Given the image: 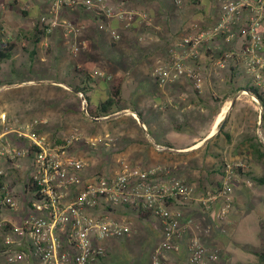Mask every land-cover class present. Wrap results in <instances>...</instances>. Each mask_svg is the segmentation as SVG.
I'll return each mask as SVG.
<instances>
[{
  "label": "built area",
  "instance_id": "2783aa9c",
  "mask_svg": "<svg viewBox=\"0 0 264 264\" xmlns=\"http://www.w3.org/2000/svg\"><path fill=\"white\" fill-rule=\"evenodd\" d=\"M4 1L0 0L3 8L6 7ZM119 1L113 5L108 0H49L53 16L50 19L42 16L39 23L50 31L55 27L61 28L68 43L75 38L70 53L76 57L86 49L85 41L76 39L86 30V25L61 21L57 15L59 10L73 7L88 11L97 28L116 43L122 38L116 25L124 29L151 25L146 13L129 8L126 0ZM183 1L174 0V4L181 8ZM213 3L217 10L214 23L206 28L195 26L193 32L179 43L188 50L187 56L172 58L169 70L155 68L153 78L164 86L185 77L195 90L202 91L203 75L186 61L196 59L198 47L208 44L214 45L218 53L216 67L227 69L234 64L236 76L240 70L247 73L264 93V0H213ZM93 75L113 81L111 75L101 71H94ZM240 86L256 90L250 84ZM239 91L246 93L251 90ZM78 96L87 113L86 97L83 93H78ZM256 102L263 113L261 100ZM2 121L4 123L5 116ZM46 123V120L35 118L18 129L5 128L6 131L0 133V180L7 177L1 159L20 169V160L31 156L32 180L36 186V191L31 192L28 214L13 232L16 236L6 235L3 239L0 253L5 256L7 264H107L109 249L106 241L130 236L133 232L132 224L124 217H114V211L132 204L151 211L161 223L162 240L153 250L149 264H178L170 257L173 253L186 255L183 264H211L219 259L217 251L206 249L198 236L193 235L186 242L188 237L181 205L196 195L194 185L163 167L142 169L124 160H118L114 174L88 173L86 162L72 155L71 150L87 143L95 146L96 141L88 142L78 129L59 137V140H52L36 132ZM9 134L22 140L21 144H15L8 138ZM111 141L107 140L105 145L109 146ZM156 147L163 149L159 145ZM0 186V210H17L19 202L16 195L9 191L7 185ZM218 199L224 202L218 216L224 218L233 202L227 182L220 185L215 193H204L199 202L204 210L209 211ZM3 223L0 221V227Z\"/></svg>",
  "mask_w": 264,
  "mask_h": 264
},
{
  "label": "crops",
  "instance_id": "0c3cea01",
  "mask_svg": "<svg viewBox=\"0 0 264 264\" xmlns=\"http://www.w3.org/2000/svg\"><path fill=\"white\" fill-rule=\"evenodd\" d=\"M108 1L113 5L120 2L119 0ZM134 1L136 2L132 4ZM4 3L6 5L5 8L0 5V43L3 44L7 41L14 42L17 47L13 51L11 59L8 61L15 63L16 58L23 57L27 60V65L33 71L34 68L40 66V64H38L39 59H41V61L45 60V58L39 55L40 49L45 46L46 49L48 48L50 50L47 42L51 44V47L63 44L62 42L65 40L63 30L59 27H55L50 31L47 27L43 28L39 26V28L45 31V36L41 39L39 44L34 46L28 42L26 38L20 42L19 37H24L25 33L32 31L37 23L40 24L39 20L42 16H47L49 19L53 16L50 13V2L49 0H26L25 3H27V7L24 8L20 6L22 0H6ZM201 3L203 4L202 12L206 13V16H208V11L206 10L203 0ZM125 4L129 8L141 10L146 13L151 25H135L132 29H124L116 25L121 32L122 38L120 41H123L127 48L135 50L134 52L130 50V61L123 56V61L120 60L119 64L110 62L106 55H103L104 57H97L96 53L93 52L94 49H100L103 45L115 47L120 41L116 42V44L112 43L106 32L100 31L96 26L93 27V17L91 13L81 9L80 14L76 18H70L72 17V13H78L80 11V9L71 7H63L57 13L61 21H73L86 25L87 30L86 32L83 31L84 33H81L82 35L80 34L81 37H79V39L82 38V40L85 41L87 52L82 50L86 53H81V56H83L81 57L80 64L72 65L74 72H76L75 67L86 70L89 73L94 69L100 68L103 70L102 72L111 75L113 79L123 77V83L119 91V99H116L112 107L115 113L98 118H89L85 122L90 126L86 127L81 125L91 130L100 128V130L104 132L98 134L97 132H93L92 136L89 137L78 127L74 128L82 132L88 142L96 141V145L91 146L88 143L77 145L72 148L71 154L83 159L80 153L85 149L87 150L85 156L89 153L91 155L104 157L108 160V165L100 166L98 169H101L100 172L103 171L106 175L116 173L118 169V160H124L142 169H150L156 166L163 167L170 170L173 175L179 177L183 181L195 185L199 184L200 187L202 186L199 180H203L202 177L213 174L218 177L223 175L224 170H226L228 166L225 165L228 161V155L231 160L235 161L238 159L241 160V157L245 155L251 160L249 163L250 168L247 167V169L249 168V170H251L253 161L255 167H257L258 161L253 159V151L250 147H253L258 141H256L251 134H248L250 122L247 120L241 122V120L235 116L237 111L241 112V107L243 105L238 103V99L236 98L239 92L237 90L238 86H236L238 84V82H236L237 76L235 75V77H233L232 75L236 68L234 64H230L228 67L229 69L216 67L218 53L215 46L203 44L198 47V57L186 61L188 65L197 69L203 75L204 84L202 91L195 90L192 82L185 77L167 83L164 86L159 85L153 78V71L155 68L163 67L169 70L172 58L175 56H187L188 50L182 48L179 43L183 36L187 35L188 28L184 27L182 23L183 18L176 17L177 15H174V11L172 12L170 9V11L163 9L157 0H126ZM14 7H18L22 12L25 22L20 23L16 20L15 11L13 10ZM37 8L41 9V14L35 16ZM68 11H70V13ZM190 11L192 14L197 12L196 9L193 8L190 9ZM213 16H215V11L213 12ZM193 21H195V18ZM206 23H208L207 20ZM213 23L214 22L211 24ZM203 27L204 26L201 28ZM11 30L14 33L13 40H5L4 36L7 35V32H11ZM135 36L138 37L140 42H146L147 48H143L139 52L134 45ZM139 37H142V39ZM46 39H50V41ZM102 41H108V43L103 44ZM65 42L68 43L67 40ZM172 49H175V52H173ZM22 50L26 51V54L20 56V54H22L20 51ZM60 52H63V50L60 49ZM4 63L6 62L0 65V81H4V79L7 78L9 82L8 85L14 86V89L23 88L27 81H34V78L31 77H23L24 80L20 79L18 81H11L8 78L9 76L3 77L5 74L2 70ZM130 64H132V66ZM60 68L61 67H58V70ZM140 69L143 70V74H145L144 82L140 79L137 80L136 77L135 80L134 77H132L133 71ZM12 71L11 73H13ZM47 72L49 74L46 76H44V72H42L43 77L38 80L39 83H52L57 85L61 83L68 86L69 83H79L81 79V75L77 72L76 79L72 82H68L67 78H64V80L58 78L56 80L55 76L51 77L49 69ZM63 72H65V70ZM112 72L116 77L112 75ZM219 73H222L224 76L223 78L226 80L224 85L222 84L218 89L221 91H217L216 76H218ZM91 79V90L86 91L89 97L87 108L95 110L101 103L111 99L114 91H111V83H108L104 79L97 77L93 78L92 76ZM128 82H130L129 84L133 85V87L130 91H124ZM3 86L5 85L1 82L0 91L3 90ZM44 86L50 87L51 85L47 84ZM68 87L73 91H63L65 94L69 95L73 93V95L77 97L78 93H81L75 91L70 85ZM54 88L60 89L61 87L55 86ZM96 93H99L100 97L97 102L93 103V94ZM239 105L240 108H238ZM254 108L259 113V105L254 103ZM81 110L83 111L82 105ZM3 116L5 115H1L0 124L5 126L7 124L6 116L4 123L2 121ZM137 116L140 117L142 123L139 122ZM259 116L262 119L263 113L260 112ZM33 119L35 118L30 120L18 119L17 122L19 123H14L20 128ZM62 119L64 120V129L72 124L77 126L79 123L78 118H75L74 122H72V117L64 116ZM46 121L48 124L47 118ZM70 122L72 123L70 124ZM7 125L9 126V124ZM44 126H46V124L42 125L38 131L39 134L46 136L44 134L46 132L43 129ZM227 135H229L230 139L227 138ZM8 138H11L15 144H21L22 142V140H19L13 134L12 137L8 135ZM101 139L103 142H99ZM109 139L112 140L111 144L106 146V141ZM56 140L59 139L57 138ZM259 141L261 142V139H259ZM156 145L163 147V149H157ZM20 163L22 167L16 169L5 159H1V165L7 172V178L6 180H0V184L7 185L9 191H12L16 195L19 204L20 202L24 203L26 209L25 214L27 215V206L31 198V193L28 188H26V184L32 178V157L28 156L22 158ZM88 167L86 164V171L90 173ZM251 174L252 176L254 175L253 173ZM17 175L25 177L23 183H18V181L15 182L16 178L13 177H17ZM20 185H22V188ZM207 185L210 187L205 188L214 192L218 190L220 186V184L214 183H207ZM195 198L192 202L183 205L185 207V233L188 238L195 233L192 219L198 211L202 214L204 221L207 222H210V220L216 222L217 212H219L218 203H215L208 212L201 210L202 208L197 206V198ZM100 210L103 211L102 209ZM114 214L122 215V217L129 222L132 216L139 217L131 207L117 209L114 211ZM141 220L145 222V226L148 227L149 230L158 233L159 236L162 234V227L159 219H157L159 229H156L152 225V217ZM196 229H198V227H196ZM181 260L183 259L176 258L177 262Z\"/></svg>",
  "mask_w": 264,
  "mask_h": 264
},
{
  "label": "rangeland",
  "instance_id": "374dc122",
  "mask_svg": "<svg viewBox=\"0 0 264 264\" xmlns=\"http://www.w3.org/2000/svg\"><path fill=\"white\" fill-rule=\"evenodd\" d=\"M193 1L194 0H184L183 1L184 6L179 8L174 4V0H157V2L161 5L163 9H166L168 11L171 10L172 12L174 11L173 13L174 15L175 14L177 15L176 17L183 18L182 23L185 28H188L187 35L193 32V28L195 27V25H199L200 27L204 26L203 28H205L209 24L214 22L215 16H213V12L215 11L217 13V10L214 7L213 0H203L204 5L206 6V10L208 11L207 12L208 16H206V13L202 12L203 9V4L201 3L202 0H199L198 3L197 2L193 3ZM25 2L26 0H22V3L20 5L22 6L21 8L27 7L26 5L27 3ZM135 2L136 1L132 2V4H134ZM192 8L196 9L197 12L192 14V12L190 11V9ZM77 9H80V11L78 13H72V17L70 18H76L80 14L81 8H77ZM13 10L15 11L16 20L20 23L25 22V18L23 17L22 12L19 10V8L14 7ZM68 12L70 13V11ZM39 14H41V9L37 8L35 11V16H38ZM194 18L195 21H193ZM206 20L208 21V23H206ZM92 23H93L92 24L93 27L94 26L97 27V23L94 19ZM86 30L84 32H86ZM11 32L10 31L7 32V35L4 34L6 35L4 36L5 40H11V39L13 40L14 33ZM81 35L76 38L78 41L79 40L82 41V38L79 39ZM21 37H19L20 42L23 41L24 39L23 36ZM74 39L75 38H72V41H74ZM46 40L50 41V39H46ZM66 40H67L66 38L65 40H63L62 42L63 46L60 45V46L51 47V44L47 42V44L50 45V46L48 45V47H50V50L48 48L46 49L45 46H43L40 49L39 55H41L40 57L45 58V60L41 61V59H39L38 64H40V66L34 68L33 71L27 65L28 63L27 60H25L23 57L16 58L15 63H12L11 61L4 63V65L2 66V70L5 72L3 77L9 76L8 78L11 81H18L20 79L24 80L23 77H31L34 78V81H27L26 85L25 86L23 85L24 86L23 88H18V89H14V86H9L8 85L9 82L7 81V78H5L4 81H1L5 86H3L2 87L3 90L0 91V119H1V115H5L6 123L9 124V126L7 124L5 126L0 124L1 126L0 132L4 131L5 128L6 129L18 128L16 124L19 123L17 122L18 119L30 120L32 118H38L42 120H46V118L48 119V124L46 123V126H44L43 129L44 131H46L44 133L46 137L50 136L49 138H51L52 140L66 136L70 131H72L76 127L81 129L83 133L89 137L92 136L93 132H97V134L100 132H104L103 130L101 131L100 128L98 129L95 128L94 130L86 128L87 126L90 125L87 124L85 121H87V119H89L90 117L88 115V111L86 113L84 112V110L83 111L81 110L80 97L79 96L75 97L73 93L68 95L63 92V91H73L70 87H68L69 85L65 86L64 84L61 83L57 85L52 83L38 82V80H40L43 77L42 72H44V76L49 74L47 72L48 69L51 72L50 73L51 77L55 76L56 80L58 78L61 80L67 78L68 82L69 81L72 82L74 79H76L77 74L76 72H74L72 65L80 64L81 57L83 56V55L81 56V53L86 51V49L80 52L78 56L74 57L70 53L72 41L66 43L65 42ZM134 40H135L134 45L139 52L141 51V49L147 48V43L140 42L137 36H135ZM104 43L107 44L108 41L103 42V44ZM60 49L63 50V52H60ZM130 50L133 49L127 48L125 46V43L123 41L122 42L120 41L115 47L103 45L102 48L94 49L93 52L96 53L97 57L100 56L104 57L103 55H106L107 59L110 62H113L114 64H119L120 60L123 61L122 60L123 56L127 60H129ZM134 51L135 50H133V52ZM20 53H22L20 54V56H23L24 54H26V51L22 50L20 51ZM130 65L132 66V64ZM58 67L61 68L58 70ZM64 70L66 73L63 72ZM96 70L101 72L103 71L100 68L90 71V74L93 78H95L93 73ZM11 71L13 73H11ZM112 75H114V73ZM144 75L145 74H143V70L141 69L134 70L132 73V77H134V79L136 77L137 80L140 79L142 82L145 81ZM216 77H217L216 82L218 87L217 91H221L218 89L221 87L222 84L224 85L226 80L223 78L224 76L222 73L221 74L219 73V75ZM236 82H238L236 86H240L239 84L253 85L254 87H256V90H258L259 93H262L259 86L256 85V83L252 80V78L242 70H240L239 74L237 75ZM129 83L130 82H128L124 91H130L132 89L133 85ZM47 84L51 86L50 87L44 86ZM55 86H59L61 88L60 89L54 88ZM238 92L239 94L236 98L238 99V103H240L243 106L241 107V112L237 111L235 113V116L238 117V119H240L241 122H243V120L249 121L250 124L248 126V130H249L248 134L249 135L251 134V136H253L254 139H256V141L258 142L259 139H261V142H263L264 145V123L261 117L259 116L260 111L258 113V111L255 110L254 108V103L258 105L256 102L258 98L249 91H245L246 93H242L241 91ZM99 97H100L99 93L93 94L92 102L93 103L97 102L99 100ZM238 108H240V105ZM64 116L72 117L73 118L72 122H74L75 118H78L79 119L78 125L74 126V124H72L69 125L71 127L67 126V128L64 129L63 126L64 120L62 119V117ZM72 122H70V124ZM81 125L86 127H83ZM9 137H12V134H9ZM86 152L87 150L84 149V151L81 152L80 154L85 160L87 167L89 166L88 167L89 172L92 174L101 173L106 175L105 173H103V171L100 172L101 169H98V167L108 165V160H106L102 156L91 155L89 153L85 156ZM241 158H242L241 160L238 159L235 161V160H231L228 155V161L225 163V165L228 166L226 170H224L223 175L218 177L215 174H213L210 176L202 177L203 180L198 179L202 187H200L199 184L195 185L190 183L194 185L196 188V195L193 197V199L195 197L197 198V199L195 198L198 204L197 206L201 207L202 208L201 210L205 212L206 210H204V208L200 204L199 199L204 195V193L211 191L205 188V187H210L209 185H207V183L222 185L224 182H227L233 195V202L231 209L224 218H220L218 216L219 212H217V217L215 220L216 222H212V220H210V222H207L204 221V219L202 218V214L198 211V213L192 219L193 220L192 224L194 225L195 228V233L193 235H196L200 238L202 244L206 247V249L215 250L219 255V259L211 264H240V263H248V262L255 263L257 259L256 256L254 255V251L260 250L264 247V185L258 186L254 181H252L251 178L246 177L244 175H240L239 172L236 171V169L239 166L240 168L243 169V172L245 173L251 172L255 176L258 177L263 176L264 160L261 162H257L258 163L257 167H255L253 161L251 170H249L250 168L249 163L251 162V160L245 155H243ZM247 167L249 168L247 169ZM13 178H16L15 182L18 181V183L19 182L23 183L25 180V177L19 175ZM20 187L22 188V185H20ZM215 192H217V190ZM193 199L188 202L189 203L192 202ZM186 203L181 205L183 212L185 209L183 205H185ZM215 203L219 204V210L224 204L223 199H218L217 201L212 203V206L215 205ZM25 212H26L25 205L22 202H20V204L18 205L17 210H10L7 208H2L0 210V221L6 222L12 226V231L10 232H2L0 230V240H1L0 251H1V246L4 244L2 240L6 235H12V238L16 236V234L13 232H15V229L19 228L23 223L26 217ZM114 217L122 218V215L120 216L114 214ZM157 219H158L157 217L152 216V220H153L152 225L156 229H159V226L157 224L158 222ZM130 222L133 226V232L130 236L110 239L106 241V244L109 249V256L106 261L107 264H118V263L149 264L150 263L152 252L155 249V247L159 244V242H161L162 234L159 236L158 233L149 230L148 227L145 226V222L142 221L141 218L139 217L132 216V218H130ZM196 227H198V229H196ZM188 240L189 238H187L186 242H188ZM170 257L171 259H175V260L177 257L179 259H183L180 261V263L178 262V264H183L186 255L173 253L170 254ZM0 264H7L5 262V256L1 253H0Z\"/></svg>",
  "mask_w": 264,
  "mask_h": 264
},
{
  "label": "trees",
  "instance_id": "16d2710c",
  "mask_svg": "<svg viewBox=\"0 0 264 264\" xmlns=\"http://www.w3.org/2000/svg\"><path fill=\"white\" fill-rule=\"evenodd\" d=\"M198 3L199 0H194V3ZM25 13V12H23ZM176 25V24H175ZM40 24L37 23V25L32 29V31H29L25 33L24 38L28 40L32 45L36 46L37 44L40 43L41 39L45 36V31L41 28ZM44 28V27H43ZM17 45L14 42L7 41L6 43H0V65L3 62H7L8 60L11 59L12 53L15 50ZM234 69V68H232ZM235 70V69H234ZM233 70V71H234ZM75 71L81 75V79L79 80V83H69V85L78 92L83 93V95L86 97L87 101L89 100V97L87 96L86 91L91 90V74L86 71V70H81L78 67H75ZM233 77L236 75V71L232 73ZM108 83H111V81H108L104 79ZM1 83V81H0ZM123 83V77H117L114 78L111 85V91L113 92V96L111 99L101 103L99 106L96 107L95 110H91L87 108L88 115L90 118H98V117H103V116H108L110 114L115 113V111L112 110L113 105L116 102V99H119V91L121 84ZM241 89H248L251 90L250 92L253 93L258 97L259 100H261L262 104L264 105V93H259L258 91L252 89L251 87H246V86H238L237 90ZM263 123H264V113H263ZM0 131H1V126H0ZM39 133V131H36ZM227 138L230 139L229 135H227ZM252 149L253 153V159L255 161L261 162L264 160V145L262 142H257L253 147H250ZM236 171L239 172L240 175H244L246 177H249L254 181L258 186L264 185V175L263 176H252L251 173H245L243 172V169L238 167ZM1 187V186H0ZM26 188L31 192L36 191V186L33 184L32 178L27 182ZM2 197V193H0V198ZM172 204V202L170 203ZM132 208L139 216L141 219H149L153 216L151 211H145L143 208L135 205H127L126 208ZM154 217V216H153ZM0 230L2 232H10L12 231V226L6 222L3 223V225L0 227ZM1 241V240H0ZM3 241V240H2ZM254 255L256 256L257 261L255 263H240V264H264V247L260 250L254 251Z\"/></svg>",
  "mask_w": 264,
  "mask_h": 264
},
{
  "label": "water",
  "instance_id": "95a60500",
  "mask_svg": "<svg viewBox=\"0 0 264 264\" xmlns=\"http://www.w3.org/2000/svg\"><path fill=\"white\" fill-rule=\"evenodd\" d=\"M137 117H138V119H139V122L142 123L141 120H140V117H139V116H137Z\"/></svg>",
  "mask_w": 264,
  "mask_h": 264
},
{
  "label": "bare ground",
  "instance_id": "6f19581e",
  "mask_svg": "<svg viewBox=\"0 0 264 264\" xmlns=\"http://www.w3.org/2000/svg\"><path fill=\"white\" fill-rule=\"evenodd\" d=\"M220 118H221V116H220Z\"/></svg>",
  "mask_w": 264,
  "mask_h": 264
}]
</instances>
